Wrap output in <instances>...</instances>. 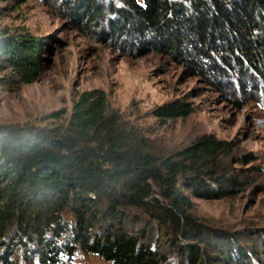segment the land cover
I'll use <instances>...</instances> for the list:
<instances>
[{
  "label": "trees",
  "instance_id": "obj_1",
  "mask_svg": "<svg viewBox=\"0 0 264 264\" xmlns=\"http://www.w3.org/2000/svg\"><path fill=\"white\" fill-rule=\"evenodd\" d=\"M58 2L87 31L130 51L168 54L214 84L238 72L264 77V0ZM43 50L30 33L4 35L0 71L34 83ZM194 111L176 99L153 115L167 121ZM64 116L0 123V264H69L79 249L111 264L253 263L228 233L194 218L184 193L219 199L243 185L223 162L232 142L206 135L168 157L142 152L101 89L83 92Z\"/></svg>",
  "mask_w": 264,
  "mask_h": 264
},
{
  "label": "rangeland",
  "instance_id": "obj_2",
  "mask_svg": "<svg viewBox=\"0 0 264 264\" xmlns=\"http://www.w3.org/2000/svg\"><path fill=\"white\" fill-rule=\"evenodd\" d=\"M19 33L42 39V72L23 84L0 71L1 124L42 125V117L55 112L65 114L64 122L83 92L101 89L142 152L168 157L206 135L232 142L234 151L223 162L232 175H242L243 185L219 199L184 193L199 223L228 233L234 249L246 250L252 264H264V77L238 72L214 84L168 54L130 51L109 35L87 31L58 0H0V38ZM176 99L193 103L194 113L167 121L153 115ZM150 188L158 196L157 186ZM150 229L156 235L152 224ZM166 251L176 256L173 248ZM69 264L111 263L79 249Z\"/></svg>",
  "mask_w": 264,
  "mask_h": 264
}]
</instances>
